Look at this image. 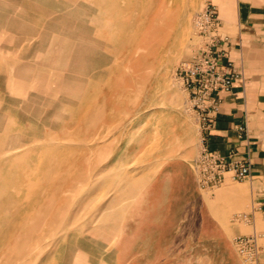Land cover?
<instances>
[{"label": "rangeland", "instance_id": "374dc122", "mask_svg": "<svg viewBox=\"0 0 264 264\" xmlns=\"http://www.w3.org/2000/svg\"><path fill=\"white\" fill-rule=\"evenodd\" d=\"M207 4L219 35L221 0H0V264H264L247 178H195Z\"/></svg>", "mask_w": 264, "mask_h": 264}, {"label": "crops", "instance_id": "0c3cea01", "mask_svg": "<svg viewBox=\"0 0 264 264\" xmlns=\"http://www.w3.org/2000/svg\"><path fill=\"white\" fill-rule=\"evenodd\" d=\"M221 2L227 11L219 35L227 38L225 50L242 79L220 94L219 111L203 135L209 150L249 162L251 173L243 181L248 192L236 201L256 207L264 224V0H235L234 5L231 0ZM239 125L246 127L241 137L236 132ZM208 215L212 217L210 211ZM260 236L264 238V230Z\"/></svg>", "mask_w": 264, "mask_h": 264}, {"label": "built area", "instance_id": "2783aa9c", "mask_svg": "<svg viewBox=\"0 0 264 264\" xmlns=\"http://www.w3.org/2000/svg\"><path fill=\"white\" fill-rule=\"evenodd\" d=\"M218 26L217 8L213 4L205 5L194 18L195 32L201 37V42L192 58L181 63L177 69L204 130L209 127L212 116L219 111L220 94L230 91L234 81L242 79L241 71L225 50L227 38L217 33ZM236 132L241 137L246 127L239 125ZM201 142V151L195 163V178L199 186H218L226 180L241 181L250 175L248 161L209 150L204 138ZM235 241L244 259L252 261L256 253L254 236L237 237Z\"/></svg>", "mask_w": 264, "mask_h": 264}]
</instances>
